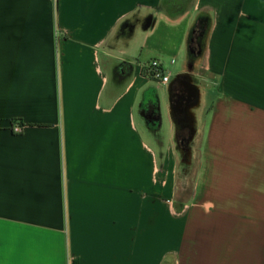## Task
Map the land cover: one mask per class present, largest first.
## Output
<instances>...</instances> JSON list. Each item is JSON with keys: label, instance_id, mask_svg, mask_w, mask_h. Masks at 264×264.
<instances>
[{"label": "crops", "instance_id": "crops-1", "mask_svg": "<svg viewBox=\"0 0 264 264\" xmlns=\"http://www.w3.org/2000/svg\"><path fill=\"white\" fill-rule=\"evenodd\" d=\"M136 57L193 77L185 151ZM0 264H264V0H0Z\"/></svg>", "mask_w": 264, "mask_h": 264}, {"label": "flooded vegetation", "instance_id": "flooded-vegetation-1", "mask_svg": "<svg viewBox=\"0 0 264 264\" xmlns=\"http://www.w3.org/2000/svg\"><path fill=\"white\" fill-rule=\"evenodd\" d=\"M190 75H182L170 87L169 110L174 122V141L181 151L189 147L192 140V110L196 107L199 99V89L194 84ZM149 121H155L156 117L152 111L147 114Z\"/></svg>", "mask_w": 264, "mask_h": 264}, {"label": "rangeland", "instance_id": "rangeland-1", "mask_svg": "<svg viewBox=\"0 0 264 264\" xmlns=\"http://www.w3.org/2000/svg\"><path fill=\"white\" fill-rule=\"evenodd\" d=\"M133 63H137L138 61H141L140 63L143 65H148L151 61L148 60H141L139 58H131ZM177 72H170V82L177 76ZM170 84V83H169ZM167 85H162L159 82L153 81L151 85L154 87L155 93L157 95L158 99V105H159V119L155 121H148V124L152 127L150 135L148 131L142 128L144 131V134L151 140L152 144L154 143L156 147L159 148L161 151L163 148L169 146L173 140V135L171 132V122L168 117L169 113V89ZM145 124V123H144ZM146 126V125H145ZM148 127V126H147ZM153 144V145H154Z\"/></svg>", "mask_w": 264, "mask_h": 264}, {"label": "trees", "instance_id": "trees-1", "mask_svg": "<svg viewBox=\"0 0 264 264\" xmlns=\"http://www.w3.org/2000/svg\"><path fill=\"white\" fill-rule=\"evenodd\" d=\"M190 38H191V36H190ZM150 80H152V79H150ZM142 107L144 110V115H143L144 120L146 121L147 124L149 121L147 118V114L149 111H152L154 113V116L156 117L155 122L159 119V117H158L159 116V105H158V99H157V95L155 93V90H148L144 93L143 100H142ZM148 127L150 129L152 128L149 124H148Z\"/></svg>", "mask_w": 264, "mask_h": 264}, {"label": "built area", "instance_id": "built-area-1", "mask_svg": "<svg viewBox=\"0 0 264 264\" xmlns=\"http://www.w3.org/2000/svg\"><path fill=\"white\" fill-rule=\"evenodd\" d=\"M146 76L162 85H167L169 77L164 74L160 64L156 60H152L145 68ZM14 132L20 133L21 128H14Z\"/></svg>", "mask_w": 264, "mask_h": 264}, {"label": "water", "instance_id": "water-1", "mask_svg": "<svg viewBox=\"0 0 264 264\" xmlns=\"http://www.w3.org/2000/svg\"><path fill=\"white\" fill-rule=\"evenodd\" d=\"M181 76H182V75H177V76L172 80L171 84L174 83V82H175L177 79H179ZM171 84L168 86V89H170Z\"/></svg>", "mask_w": 264, "mask_h": 264}]
</instances>
